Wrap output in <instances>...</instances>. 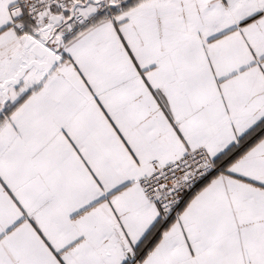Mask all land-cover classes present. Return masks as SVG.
<instances>
[{
  "label": "snow or ice",
  "instance_id": "6c2138e0",
  "mask_svg": "<svg viewBox=\"0 0 264 264\" xmlns=\"http://www.w3.org/2000/svg\"><path fill=\"white\" fill-rule=\"evenodd\" d=\"M0 264H264V0H0Z\"/></svg>",
  "mask_w": 264,
  "mask_h": 264
}]
</instances>
